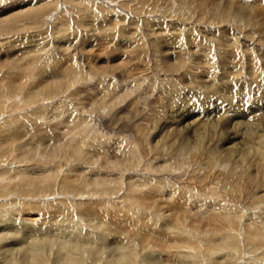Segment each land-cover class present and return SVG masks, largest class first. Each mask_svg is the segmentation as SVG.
<instances>
[{"label":"rangeland","instance_id":"1","mask_svg":"<svg viewBox=\"0 0 264 264\" xmlns=\"http://www.w3.org/2000/svg\"><path fill=\"white\" fill-rule=\"evenodd\" d=\"M169 1L170 0H0V14H2L0 15V20L5 18V16L7 17V14L3 15L4 12L9 11V15L17 13V11H11L14 2H16L15 4L20 3V6L25 4L27 6L26 9H30L32 6L34 8L36 6L38 8L44 7V10H42L39 15H35L37 16L36 20L31 18L29 22H20L21 26L25 25L19 28L17 27L18 24H14L13 26H9L10 28L5 32L0 33V79L3 80L0 81V85L6 81L4 80L5 73L7 74L8 82H16V86L18 84L20 85L24 79L23 76L8 73V71L12 72L15 68L22 67V65L26 63L21 60L11 61L13 59V57L10 56L12 49L29 50L30 48H35L36 54H33L34 56L31 58L35 60L38 59V61L40 59L39 65L40 69L43 68L41 72L45 73L43 74L44 79L50 77L48 80L40 79V74H38L37 71L34 73V80L30 79L29 83L27 80L28 84L25 86L26 89H24V91H28L31 86L34 87L33 91L35 93L33 91L31 92L32 97L35 98L33 103L25 101L27 100L25 99V96H28L27 93H16V90L13 92L10 88L11 84H7V90L5 92L0 91V104L8 107L7 109L9 111L8 114H5L3 119V113H0V129L3 123H6L9 119L6 118L8 116L12 119L21 116L18 118L20 123H22V118H25V125L28 126V128H30L29 126L32 127L40 124L42 126L41 129H47V131L45 130L46 132H44V134L47 135L44 141H27L29 147L27 146L26 148L35 152L37 151L39 155L31 159L28 165L15 164L12 166H2L1 164V171L3 172L0 171V177L2 178V182L3 179H5V184H7L9 180L11 182L10 186H17L16 184L20 180L23 181L21 175L24 173L25 175L23 176L26 180H40V177H46L58 171L59 178L64 176H80V178L84 180H92L95 175H98L99 178L108 180L114 175L117 176V172H111L109 170L114 168L113 165H121L123 161L130 162L125 166H136L140 164L136 169L134 168L133 171L127 170V172L125 170V172H123L122 175H124V180L122 188L118 186V191L108 194L109 197L105 196L103 197L104 199L94 195V198L90 196L89 199L86 200L91 204L100 203L101 201L105 202L104 205L107 208L105 206L103 209L99 208L98 212L101 210L100 214L102 217H105L108 226L114 227L113 224H116V228H114H120L122 224H120L118 220H124V225H122V227H124L125 231L122 233L130 232L133 234L132 236L135 240L143 239L144 237L147 238V230L148 233L150 232V234H156L158 236V227L161 228V225L155 221V224H152L150 221L148 222L146 218L147 214H153L155 217L157 216V219L168 222L170 219H168V212L170 213L171 210L175 212L177 210L175 206L168 205V190H170V193H174V190H181L183 188L181 195L178 196L182 199V204L185 205L182 209L188 207V212L184 209L188 217V225L184 224V227H181L183 232L177 231L178 237L176 238H179L178 241L183 247L184 250H182L184 253L182 250L181 253L172 251L170 254L168 252V256L178 257V259L182 256L185 261L189 259V261L194 264H248L247 262H249L251 256L248 253L255 254V258H260L264 255L263 246H260V248L253 252L258 242L254 244L250 239H247V235L250 234V236L252 235V239L258 240L261 234H253L251 231L259 233L258 231L264 229L263 226H261V222L264 223V169H262L261 165L263 162H258L257 159L251 155L245 156V159H240L238 152L242 150V147H240V145H236V147L233 146V144H236L239 140L226 139L230 144L226 141L227 143L220 144L218 148L211 146V143L216 137L224 138L228 135V132L223 133L222 130L219 132V136L218 134L215 136L214 133L209 134V140L204 141L200 150L194 153V157L191 156L190 158V155L184 156L183 165L180 164L181 161H174L173 158L176 157L178 147L181 143L182 145L186 144L185 141L189 134L191 136V132L185 129V125L188 122L185 121V117L175 114L173 110L182 109V106H184V109H187L193 107V105L200 108L201 105L193 104L192 99L191 101L188 100L192 95L199 101L202 99L199 98L202 96L201 87L198 88V86H196L197 82L195 78L202 73V71H200V64L198 66V63L200 58L199 49H201L200 42H202L201 33L203 31L200 32L201 29H199V27L205 25L196 26L195 22L203 20L206 16L202 14L203 12L197 11L191 7L188 8V6L186 7L182 0V2L176 0L174 7L171 6ZM175 9H178L179 12L175 11ZM190 9L192 11L191 13ZM184 13L185 15H183ZM178 20H181V22H178ZM169 23H177V25ZM175 27H177V29L180 27L183 28L182 35L178 34V31L172 32ZM208 33L211 34L208 35L212 38L214 34H212L211 31ZM170 36L173 39L177 36L180 41L179 47H182L181 50L183 52H181V55L184 56L180 66L176 64L175 66L173 65V67H169L170 63H168V60L170 59L172 62L174 58L173 54L172 56L170 55V52L174 51L173 47L171 46L172 49L167 47V38H170ZM219 39L222 38L220 37ZM241 45L243 49L248 47L245 42H242ZM38 48L42 49L39 50ZM205 48L207 51L210 49L211 53L215 51L213 48ZM37 49L39 53L41 52L39 57H37ZM63 49H67L66 52ZM166 51L168 53H166ZM67 56H73L72 58L75 60L80 73L81 81L78 80L79 82L73 88V92L68 93L67 88L69 85H66L61 86V88L54 93L39 92L37 95L38 90L44 85L58 82L62 73L58 72L52 74L53 72H51L49 68L53 67V63L59 59L58 57L65 58ZM261 62L264 64V60ZM18 79L20 80L18 81ZM233 83L237 84V82ZM233 83L227 85L231 90L228 88L226 92L222 91L219 94L216 92L215 94L224 97L223 100H229L234 94L238 93L241 98V90H239V88L237 89ZM107 87L108 89H113V93L111 92L110 94L104 95V88ZM227 90H229V93ZM20 94L22 96H20ZM6 95L14 99H9L8 103H2V100H6V98H4ZM85 96H91V100L85 98ZM256 97L257 96H253L254 99L248 97V99L249 101L251 99L253 102ZM259 99L260 100L257 101L258 103L260 102L259 104H253L255 106H251V111L253 113L247 116L249 117V121L257 120V122H264V94H260ZM16 100H22L25 105L17 104L15 102ZM180 102H183V104L179 105ZM184 102L186 103L184 104ZM13 104L15 105L14 108H12ZM201 106L207 108L208 101L206 98L202 99ZM224 108L226 110H223L227 111L228 107ZM59 113L64 114V116L59 115ZM242 114L243 113H239L238 118H242ZM174 115L177 117L175 118ZM222 115L220 114L219 116L222 117L224 121L229 114L226 112ZM75 118L77 120L79 119V121L74 127V133L64 136L67 129L71 130ZM86 118H89V122L87 123L86 121H88V119ZM175 128L177 129L176 133H171V135L170 132ZM177 131L179 134H177ZM186 133L188 135H185ZM176 134H181L180 141H175L173 139L172 136ZM182 136H186V138L184 139ZM53 137H56L55 144L49 141V138ZM70 142H72V145ZM161 142L165 144L164 149H162L163 146ZM171 143L172 145L169 146L168 144ZM81 145L84 147L78 150L77 154L71 155L70 153L67 156L57 155L53 160L49 157L53 152H56L59 147H69L70 149L65 150L69 153V150L71 152L72 148L81 147ZM115 149H118V156L121 158L113 157L115 155L113 152ZM228 149H231V156L229 155L230 157L227 159L225 157H228L226 156L228 151L225 152V154L222 151ZM101 153L104 154V156L108 154V158L106 156L107 162L102 160L103 155ZM48 162L51 163L48 164ZM177 162H179V166L174 164ZM184 162L187 163L185 166ZM256 163L261 164L258 166L259 164ZM57 165H60L59 168H57ZM168 165H171L172 168ZM173 166L176 169H174ZM168 170H170V172ZM253 177H256V180H254ZM189 178H191L190 182L188 181ZM168 181L171 183L170 185ZM152 186L155 189L152 188ZM180 186H182V188ZM17 187L15 189L23 195L24 190L19 188V186ZM184 187H188V189ZM137 188L141 189L142 192ZM146 191L156 192L157 195H160L159 199L155 196V198L152 199L156 200L155 203H147L150 197L145 195L147 194L144 193ZM10 194L11 193L7 194L9 197L0 195V228L2 230H4V227L17 229L19 228V222L26 226L23 233L15 231V233L18 234H15L16 236L12 231H0V264H24L23 259L19 258L17 254H22L23 251L29 249V239L33 235H27L26 231L28 226L30 228L34 227V229L37 230L38 228L41 230V227H45L50 231L51 228L47 227L50 223H55L56 221L58 225H60L59 222L66 221L69 227L71 226L76 228L75 230L79 229L80 231L82 230V232L84 231L83 234H95V232H97L95 229L100 228L97 224L95 225V222L90 221L92 218L90 219V217H88L89 220H87V218L84 217V215L88 216L85 210L89 209L86 207L82 208V211L74 207L64 214L59 210L57 207L58 205L50 209L51 204L56 203L61 198L59 195L54 197L47 196L48 198L39 200H31L22 197V200H19L16 197L18 196L16 193H12L11 196ZM68 196L62 197V199L71 201L70 199L74 197L73 195ZM125 197L135 198L136 203H139V207L135 204L132 206V209L123 211L119 204H124L125 206L131 204L130 200L124 201ZM10 199L16 200L17 203L23 202L26 205L32 202V205H38L39 208L37 210L40 209L39 212H41L39 217H36L37 211L34 213L32 212L31 209H34L32 206L30 209L26 208L25 210L21 208L12 209L10 207ZM110 200L113 203H111ZM172 200L174 203H177L175 197H173ZM74 201L79 202V200L75 199ZM83 202L85 201L83 200ZM109 202L111 205L108 204ZM42 204L47 205L44 206ZM116 205L119 210L115 213L113 208ZM84 211L85 214L83 215ZM138 212L146 215H144L145 221L143 218V220L140 221L141 224H146L147 221L148 225L146 228L147 230L145 229L143 231L144 235L142 236L136 235L138 234L137 230L139 227L134 229L132 225L129 226L126 224V221L131 223L135 219V216L132 218L133 215H136ZM211 213L213 215L215 213L216 215L218 214V216H215V222L221 221L222 223H226V232L229 231L233 233L235 237L238 236L239 233V239L236 238L237 240L234 244L236 246L235 249L231 250V247L219 249L217 247V243L221 242L222 239L220 236H215V238L211 236L212 234H216L213 232V225H210V221H208L210 218L209 216H212ZM39 219H41V221L37 222ZM30 221L33 222L30 223ZM231 221L235 224L232 225ZM63 225L68 227L66 224ZM90 226L91 228H96H93L92 231ZM134 226H136L135 223ZM189 226H191V228ZM249 226H251V228H249ZM247 228L250 232H248L249 230H247ZM111 229L112 228H109V230ZM196 229L198 231H195ZM101 230L104 229L101 228ZM167 234L168 233H166V239H168ZM24 237H27L26 240ZM33 238L36 241L39 240L42 244H45L44 241L48 240L54 243L57 242L52 236L49 237L46 236V234L44 236H42V234H38L37 236L36 234ZM34 239H32L33 243L35 242ZM63 240L65 241L66 239ZM181 240H183L186 245L182 244L180 242ZM145 241L147 243L148 241L149 243L154 241L151 244L148 243L151 246L155 245V247H152L156 249H149L152 254H159V249L162 250L164 247H167V249L171 248L170 250H175L176 248L175 245L173 246L172 244L166 245L155 235L154 237L150 235V238H147ZM23 242H27V244ZM226 243H228V241ZM193 244H196V246ZM157 245L158 247L161 246V248H158ZM211 245L213 247L209 249ZM258 245H261V243ZM7 246L12 247L9 248V250ZM190 246H194L193 248L196 249L190 252L189 248V251H187L186 248ZM206 248L209 250L207 254H204ZM58 249L59 248L54 247L50 251L46 264H55L54 261H56V263L60 262L59 259H57L59 255L57 252ZM4 251H8L7 253H12L14 255L7 254L6 252L4 253ZM187 254L189 255L187 256ZM88 263L91 264V260H87L85 264ZM97 263L108 264L109 261L107 262V259L104 258L101 261L98 260L96 263L94 262V264Z\"/></svg>","mask_w":264,"mask_h":264},{"label":"bare ground","instance_id":"2","mask_svg":"<svg viewBox=\"0 0 264 264\" xmlns=\"http://www.w3.org/2000/svg\"><path fill=\"white\" fill-rule=\"evenodd\" d=\"M175 1L176 0H170L169 1L171 3L172 7L175 6L174 5ZM182 1L184 2V5H186V7L188 6V8L191 7V8L196 9L197 11L203 12L202 14H204V16H206V17H204L203 20L195 22L196 26L205 25V26H200L202 28L199 27V29H201L200 32L203 31L201 33L202 42H200L201 43L200 48L202 50L198 48L200 51V53H199L200 58H199L198 66L200 64V71H202V73L200 76H196L195 81L197 82L196 86H198V88L201 87L200 90H201L202 96H200L199 98H202V99L206 98V100L208 101V106H206L207 108H205V107L203 108L201 106L202 105V99L199 101L194 95H192V96H190L188 101H191V99H192L193 104H197V105L201 104L200 108L195 107L193 105V107H189L187 109H184V106H182V109L179 108L180 110L179 109L173 110V111H175V114H178V115H181L182 117H185L184 118L185 121H188L187 124L185 125V129L187 131L189 130V132H191V136H190V134L189 135L187 133L185 134V135H188L186 141L184 140L186 142V144L183 143L184 145H182V143L180 142L181 145L178 147L176 157L173 159H174V161L175 160L181 161L180 164L183 165V161H184L183 158H185L184 156L190 155V158H191V156L194 157L193 156L194 153H196L200 150V147H201V145L204 144V141L209 140V134L214 133L215 136L217 134L219 136V132L222 130L223 133L228 132V135L224 138L216 137L215 140L211 143V146L218 148L220 146V144L227 143L226 141H228V140H226V139L239 140L236 144H233L234 147H236V145H240V147H242L241 151L238 150L239 151L238 152L239 158L243 159L245 156L251 155L252 157L257 159L258 162H261V163L263 162L262 164L261 163H256V164H259L258 166H260V164H261L262 169H264V122H262V121L257 122V120L249 121V117H247L249 114L253 113L251 111L252 110L251 106H255L253 104H259L260 102L258 103L257 101L260 100L259 99L260 94H262V95L264 94V64H262V62H261L262 60H264V0H182ZM15 3L16 2H14V5H12L13 9H11V11H13V10L17 11L16 14L9 15L8 14L9 11L4 12V13L2 11L3 15L7 14V17L5 16V18H2L0 20V33L5 32L6 30H8L10 28L9 26H13L14 24H18L17 27L19 28V27H22L25 25L24 24L21 26L20 22H23V23L29 22V21H31V18L32 19L34 18V20H36L37 16H35V15H39L41 13V11L44 10V7L38 8L37 6L35 8L32 6L33 7V8L31 7L32 9L31 8L26 9L27 6L25 4H23V6H20V3L19 4H15ZM172 7H171V9H172ZM186 10H187V8H186ZM0 11H1V9H0ZM175 11L179 12L178 9H175ZM191 12L192 11L190 9V13ZM0 15H2V14H0ZM183 15H185V13ZM191 16H192V14H191ZM2 17H4V16H2ZM178 22H181V20H178ZM169 24H176L177 25V23H169ZM207 29H209V30H207ZM61 30H63V29H61ZM171 30H172V28H171ZM182 30H183V28H181V27L178 29H177V27H175V28H173L172 32L178 31L177 33L181 34ZM210 31L212 32V34H214L212 38L209 37V35H211V34H209L208 32H210ZM220 37L222 39H219ZM188 38H189V36H188ZM167 39H168V46L167 45L166 46L169 47V49H172L171 48V46H172L173 50H174L173 52H170L171 53L170 55L172 56V54H173L174 58L172 59V62L170 61V59L168 60V63H170L169 67H173V65L175 66L176 64H179V66H180L182 63L181 61L184 57L183 55H181V52H182L181 48L182 47L181 48L179 47L180 41L177 38V36L175 37V39L171 38V36H170V38L168 37ZM169 40H172V41H169ZM191 41H193V40H191ZM231 41H233V42H231ZM242 42L247 43L248 47L246 49H243V47L241 45ZM205 47L213 48V49H215V51H213V53H211L210 49H208V51H207V49ZM105 48H107V47H105ZM38 49L41 50L42 48H38ZM38 49H37V57H39L41 54V52L39 53ZM63 50L66 52L67 49H63ZM166 53H168V52L166 51ZM33 54H36L35 48H30L29 50L28 49H23V50L12 49V53L10 54V56H12L13 59L11 61L21 60V61L26 62V63H25V65H22V67L15 68L14 70H12V72L8 71V73H12L13 75L16 74L17 76H23L24 79L20 85L18 84L16 86V82L15 83L8 82L7 74L5 73L4 74L5 75L4 80H6V81H4L0 85V91L1 92H5L7 90V84H11L10 88L13 92L16 90L17 91L16 93H21V94L27 93L28 96H25V99H27L25 101L33 103L35 98L32 97L31 92L33 91L34 87L31 86L28 89V91L27 90L24 91V89H26L25 86L29 83L30 79L34 80V73L35 72L38 71V74H40V79H44L43 74H45V73L41 72L43 70V68L40 69V65H39L40 59L38 61V59L35 60V59L31 58L34 56ZM72 57L73 56H71V57L67 56L65 58L58 57L59 59L57 61H55V63H53L54 64L53 67L49 68V70L51 72H53L52 74L58 73V72L62 73L59 77L58 82L57 83H48L47 85H44L43 87H41L38 90L37 95L39 94V92H46V93L53 92L54 93L59 88H61V86H66V85H69V87L67 88L68 93L73 92V90H74L73 88L81 80H80L79 69L77 67V64L75 63V60H73ZM68 58L71 60H69ZM26 74H28V75H26ZM23 77H21V78H23ZM48 79H50V77H48L47 79H44V80H48ZM19 80L20 79H18V81ZM27 80H28V83H27ZM0 81H3V80L0 79ZM233 82H237V84L233 83ZM242 82H243V84H242ZM36 83H38V82H36ZM230 83H233L237 89L239 88V90H241L240 91V92H242L241 98L238 95L239 93L234 94L233 96L231 95L232 94L231 93L230 94L232 96L231 99H229V100L224 99L223 100L224 97H220L217 94H215L216 92L218 94L222 91L226 92V89L229 88V86H227V85H229ZM233 89H234V87H233ZM229 90H231V89L229 88ZM229 90H227L228 93H229ZM112 91H113V89L111 90V89H108V87H107V88H104L103 92H105L104 95H107V94H110ZM21 94H20V96H22ZM13 96H16V95H13ZM253 96H257V97L255 98V100L253 102L251 99L249 101L248 97L253 98ZM4 98H6V100H2L3 101L2 103H6V102L8 103L9 99H14L9 95H6ZM85 98H88L91 100V96H88V97L85 96ZM15 102L17 104L25 105V103L22 102V100H16ZM185 103L186 102H184V104ZM181 104H183V102H180L179 105H181ZM14 106L15 105L13 104L12 108H14ZM261 106H262V104H261ZM224 107H226V108L228 107L227 111L223 110V109H225ZM7 108L8 107H5L3 104H0V113H3L2 119L4 118L5 114H8V112H9ZM226 112L229 115L223 121L222 117H220L219 115L220 114L222 115L223 113H226ZM239 113H243L242 114L243 116L241 115L242 118H238ZM59 115L64 116V114H60V113H59ZM19 117H21V116H18L17 118H14V119H12L9 116L6 117L9 119L6 121V123L5 122L3 123V125L0 129V171H1V164H2V166L3 165L4 166H7V165L12 166L15 164H17V165H28L31 162V159H34V157L39 155V153L37 151L35 152V151H32V150L26 148L28 146L27 141L41 142L47 138V135L44 134V132H46L47 129H45V128L41 129L42 126L40 124L32 126V127L29 126L30 128H28V126L25 125V123H26L25 118H22V120H21L22 123H20L18 120ZM56 117H57V115H56ZM174 117L176 118L177 116L174 115ZM246 118H248V119H246ZM86 119H88V121H86V123L89 122V118H86ZM73 120H74V118H73ZM78 121H79V119L77 120L75 118V122L73 123L71 130L67 129L65 131L66 134L64 136H67L70 133H74V131H75L74 127L76 124H78ZM15 124H17V125H15ZM176 130H177L176 128L173 129L170 132V134L176 133ZM166 134H168V133H166ZM170 134H169V136H170ZM177 134H179L178 131H177ZM177 134L172 136V137L175 141L176 140L180 141V138H181L180 135L182 133L180 135H177ZM241 136H242V138H241ZM182 137H184V139L186 138V136H182ZM49 139H50L49 141H51L53 144L56 143V141H55L56 137L49 138ZM71 143L72 142H70V144ZM79 144H81V143H79ZM229 144H230V142H229ZM77 145H78V143H77ZM82 145H81V147L72 148L71 152L69 150V153H67L65 150L70 149L69 148V147H71L70 145H68L69 147H59L56 150V152H53L52 155L50 154L51 156H49V157H50V159L53 160V159H55V157L57 155L67 156L70 153H71V155L77 154L78 150L83 149L84 146H82ZM161 145L163 146L162 149H164L165 144L161 142ZM168 145L171 146L172 143L168 144ZM211 150H213V149H211ZM170 151H171V149H170ZM227 151H228V153H226V156H228V157H225V158L228 159L231 156L230 155L231 149H228V150L222 151V152L225 154V152H227ZM113 152L115 154L114 156L112 155L113 157L121 158L118 156L119 155L118 149H115V151H113ZM103 153H104V151H103ZM234 153H232V154H234ZM105 154H107V153H105ZM240 154H241V156H240ZM102 155H103L102 160L106 161L108 158V156H107L108 154L105 156H104V154H102ZM99 156H101V155H99ZM106 156H107V158H106ZM42 157H43V155H42ZM50 163L51 162H48V164H50ZM123 163L121 164L122 166L121 165H117V166L113 165L114 168L109 169L111 172H117V176L114 175V176H112L111 179H108V180L99 178L98 175H95L94 179H92V180H84L83 178H80V176L79 177L78 176L77 177H75V176L74 177H65L64 176V177L59 178V171L56 172L55 174L47 175L46 177H40L41 179L37 178L40 180H26L23 176V175H25V173H24L23 175H21L22 176L21 179L23 181L20 180L16 184L17 186H19V188H22L24 190L23 195L15 189L17 186H10L11 182L8 179H7L8 183L5 184V179H3V182H2V180H1L2 178L0 177V195L9 197V195H7V194L11 193L10 194V196H11L12 193H16L19 196V197L16 196L17 199H19V200H22V197H26V198H29L31 200H34V199L39 200V199L48 198L47 196L54 197L56 195H59L61 198L56 203L51 204L50 209H51V207H56V205H58L57 207L64 214L65 212L70 211L74 207L77 208L79 211H82V208L86 207L87 209H89V210H85L87 212L88 216L84 215L85 214V211H84V213H83L84 217H86L87 220H89L88 217H90V219L92 218V220H90V221L95 222V225L97 224L100 227V228L93 227V228H96L95 230H97V232H95V234H91V233L83 234L84 231L82 232V230L81 231L79 229L75 230L76 228L71 227V226L69 227V224L66 223V221L59 222L60 225H58V222H56V221H55V223H50L49 225H47L48 228H51L50 231H48L47 228H45V227H41V230L38 228V230H37V229H34V227L30 228L28 226L27 231H26L27 235L28 234L33 235L29 239V245H28L29 249L23 251L22 254L21 253L17 254V255H19V258L23 259L24 264H46L47 258H49V253L54 247L59 248L57 250V252L59 254L57 259H59V261H60L57 263H56V261H54L55 264H85L87 262V260H91V264H94V262L96 263L98 260L101 261L104 258L107 259V262L109 261L108 264H139V263H142V264H194L193 262L189 261V259H188V261H185L184 257H182V256L179 257L180 259H178V257L175 258L174 256L173 257L168 256V252H169V254L172 251L181 253L184 250L178 241L179 238H176V237H178L177 231L179 230L180 232H183L181 227L183 228L184 224L188 225L187 224L188 217L186 215V211L187 212L189 211L187 209L188 207L184 208L186 211L184 209H182L183 207H185V205L182 204V202H181L182 199L180 198V196H178V195H181V193H182L181 192L183 189L182 186H180L182 188L181 190L176 189V190H174L175 191L174 193H170V190H168V205H173L177 208V210L175 212H172L173 210H171L170 213L168 212V219L170 218L168 220V222L167 221H161L160 219H157L156 218L157 216L155 217L153 214L152 215L147 214V216L145 214H140L139 212H141V211H139V210H138L139 212L136 215H133L132 218H134V216H135V219L132 221L133 223L131 222L132 224L129 223L128 221H126V224L129 226L132 225V227L134 229L139 227L137 230L138 234H136L137 236L138 235H140V236L144 235L143 231L148 227L147 221L148 222L150 221L152 224L153 223L155 224V222L160 223L161 228L158 227V230H159V232H157L158 236L156 234H150V232L148 233V230L146 229L147 230L146 234L148 235L147 238H150V235H153V237L155 235L166 245L172 244L173 246L175 245L176 248H175V250H170L171 246L169 247L170 249H167V247L166 248L164 247V249H162V250L159 249V254H156V253L152 254V252L149 251V249H151V250L156 249V248H153V247H155V245H152L153 247L151 245H149V244L153 243L155 240L151 243H149V241H150L149 240L148 241L149 244H148L145 241L147 239L145 237L143 239L135 240V239H133V236H132L133 234H131L130 232L122 233L123 231H125L124 227H122V225H124V220H121V221L118 220V222L120 224H122L121 226L119 224L120 228L115 229L116 224H113V226L115 228L112 226H108L107 220H105V217H102L100 214L101 210L98 212L99 208H102V209L104 208L105 202L101 201L100 203L91 204L89 201H86L87 199H89L90 196L93 197L95 195V196H98L99 198H103L105 196L107 197L108 194H110V193L118 191L119 188H122V184H123V180H124V175H122L123 172H125V170L126 171L127 170L133 171L134 168L136 169V167H138L140 165V164L136 163L137 164L136 166H125L126 164L128 165V163H130V162L123 161ZM174 164L178 165V166L180 165L179 162L174 163ZM186 164L187 163L184 162V166ZM59 166L57 168H59ZM168 166H170V168H172L171 165H168ZM116 168H120V169H116ZM173 168H174V166H173ZM174 169H176V168H174ZM132 171H131V174H132ZM168 171L170 172V170H168ZM1 172H3V171H1ZM100 177H102V176H100ZM255 178H254V180H256ZM163 179H165V178H163ZM169 179H170V177H169ZM190 180H191V178L188 179L189 182H190ZM164 183H165V181H164ZM132 184H134V183H132ZM168 184L170 185L171 183L168 181ZM118 186H119V188H118ZM130 187H131V185H130ZM143 187H145V186H143ZM180 187H178V188H180ZM152 188H154V187L152 186ZM184 188L188 189V187H184ZM137 189L141 191V189H139V188H137ZM135 191H137V190H135ZM160 192H162V191H160ZM144 193H147L145 195L150 197V199L147 202L149 204L155 203L156 200H152L153 198H155V196L157 197V199H159V197H160V195H157L156 192H154V191H146ZM68 195L74 196L73 199H70L71 201H67V199H62V197H66ZM173 197H175V201H177V203H174V201L172 200ZM74 199L79 200V202L74 201ZM83 200L85 202H83ZM127 200L131 201V204L129 206H125L124 204H119L123 211L130 210V209H132L133 205L137 204L135 198H128V197L126 198L125 197L124 201H127ZM9 202H10V207L12 209H20L21 208V209L25 210L26 208L30 209V207L32 206V208H34V209H31L32 212L33 213L35 211L38 212L36 217H39V215L41 213V212H39L40 209L37 210L39 208L38 205H34V204L32 205L33 202L31 204H28V205L24 204L23 202L17 203L16 200H11ZM110 202H111V200H110ZM110 202L108 204H110ZM111 203H113V202H111ZM128 203H130V202H128ZM42 205L45 206L47 204H42ZM136 206L139 207V203ZM23 207H25V208H23ZM113 210L116 213V211L119 210L118 206L117 205L114 206ZM14 213H15V211H14ZM20 213H21V211H20ZM12 214H13V212H12ZM132 214H134V213H132ZM24 215H22V216H24ZM144 215L146 216L147 221H146V224L143 222H142L143 224H141V222H140L141 220L144 219V221H145ZM215 216H218V214L217 215H216V213L214 215L212 214V216H209L210 218L208 217L209 220L208 219L207 220L210 221V225L211 224L213 225L212 228H214L213 229L214 231L213 230L212 231L214 233H216L215 235H213V234L212 235L210 234V235L214 236V238H215V236H217V237L220 236L222 239L221 242L217 243V247L219 249H221V248L225 249L227 247L228 248L231 247V250L235 249L236 246L234 244H235V241L237 240L236 238L239 239V236H240L239 233H238V236L235 237V235H233V233H231L229 231L226 232V229H227L226 223H222L221 221L215 222ZM31 219H32V217H31ZM34 219H36V218H34ZM34 219H33V221H34ZM166 219H167V217H166ZM194 219H196V218H194ZM39 221H41V219H39L37 222H39ZM184 221H185V223H184ZM27 222H29V221H27ZM32 222L30 221V223H32ZM253 222H255V221H253ZM263 222H264V217H263ZM134 223L136 224V226H134ZM63 224L68 225V227H65ZM231 224L233 225L235 223L231 221ZM25 226L26 225H24L22 223L20 224V222H19V228L14 229L11 227H4V230L5 231L6 230L12 231L13 234L15 235V234H17V233H15V231L23 233L25 230ZM157 226H156V228H157ZM261 226H263V228H264V223L261 222ZM108 227L112 228L114 230H112V229L109 230ZM189 227L191 228V226H189ZM93 228H91V226H90V229L92 231H93ZM101 228L104 230H101ZM249 228H251V226H249ZM149 229H151V228H149ZM1 230L2 229L0 228V231ZM4 230H2V231L4 232ZM247 230H249V229L247 228ZM85 231H86V229H85ZM195 231H198V230L196 229ZM248 232H250V230ZM258 232L259 233H256L255 231H251V233H253V234H261L258 237V240L252 239L251 238L252 235L250 236V234L247 235V239H250L252 241V243H254V244H256L257 242H258V244L261 243V245L257 244L256 249H254L253 252H255L258 248H260V246L264 247V229L262 231L260 230ZM166 233H168L167 234L168 239H166ZM192 233H193V231H192ZM209 233H212V232H209ZM36 234H37V236H38V234H42V236H44L45 234H46V236H49V237L52 236L53 239H56L57 242L54 243L51 240H48V241H44L45 244H42L39 240L36 241L33 238ZM200 234H202V233H200ZM24 238L26 240L27 237H24ZM193 238L196 239L195 237H193ZM197 238H198V236H197ZM7 239H8V237H7ZM32 239L35 240L34 243H33ZM63 239H66V240L64 241ZM155 239H157V238H155ZM227 241H228V243H226ZM180 242L182 244L186 245V243H184L183 240H181ZM25 243L27 244V242H25ZM14 244H16V243H14ZM158 245H160V244H158ZM158 245H157V247H158ZM193 245L196 246V244H193ZM11 247H8V249ZM159 247L161 248V246H159ZM193 247L190 246V247L186 248V250L187 251L190 250V252H192L191 250L194 251L196 249ZM212 247H213L212 245L209 246V249ZM4 248H6V247H4ZM197 249H199V248H197ZM209 249L206 248L204 254H207ZM5 252L7 253L8 251H4V253ZM14 252H15V250H14ZM195 252H197V251H195ZM249 252H250V250H249ZM183 253H184V251H183ZM7 254L14 255L12 253H7ZM248 254L251 255L249 262H247L248 264H264V255L261 256L260 258H255L254 257L255 254H253V253H248ZM188 255L189 254H187V256ZM184 256H186V255H184Z\"/></svg>","mask_w":264,"mask_h":264}]
</instances>
